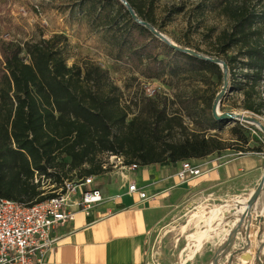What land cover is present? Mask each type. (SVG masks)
I'll use <instances>...</instances> for the list:
<instances>
[{
    "label": "trees",
    "instance_id": "trees-1",
    "mask_svg": "<svg viewBox=\"0 0 264 264\" xmlns=\"http://www.w3.org/2000/svg\"><path fill=\"white\" fill-rule=\"evenodd\" d=\"M86 1L90 29L109 34L106 40L119 60L146 78L184 88L159 99L157 93H135L124 101L108 71L95 61L68 64L64 33L1 42L0 198L39 202L65 179L105 172L103 155L108 154L145 166L201 159L226 149L260 151L261 145L250 146L253 125L218 118L213 105L226 75V89L237 98L231 108L264 116V0L198 4L199 16L208 10L224 19L221 29L211 27L201 36L204 49L187 38L174 43L159 38L120 0ZM125 1L137 19L156 30L185 10L171 6L158 20L157 0ZM226 125L229 139L211 133ZM50 184L54 188L44 187Z\"/></svg>",
    "mask_w": 264,
    "mask_h": 264
},
{
    "label": "rangeland",
    "instance_id": "rangeland-1",
    "mask_svg": "<svg viewBox=\"0 0 264 264\" xmlns=\"http://www.w3.org/2000/svg\"><path fill=\"white\" fill-rule=\"evenodd\" d=\"M202 1L206 0H157L158 20L164 16L169 7L185 6L184 12L172 15L165 27L157 31L172 43L174 39L187 38L192 45L206 48L201 36L207 34L211 27L221 29L224 26V19L208 10L199 16L195 8ZM88 5L89 2L86 0H0V43L37 40L41 36L47 38L56 32L64 31L70 44L71 57L68 64L80 63L83 58L95 61L108 71L112 82L122 91L124 101H129L135 93L139 96L144 92L147 93L148 88L156 90L157 99L163 97L164 92L170 96L175 90L184 88L182 84L178 88L172 86L171 80L162 82L142 76L132 69L128 61L116 57L115 49L110 47L106 40L109 35L107 32L101 29L92 34L86 32L90 28L85 11ZM230 94L229 89H226L225 96L221 97L224 98L225 103L219 104L218 111L247 117V123L255 127L251 128L253 139L250 140V146L261 145L260 151L235 152L226 149L217 155L226 153L233 157L255 156L264 167V133L259 128V125L264 123V116L254 115L241 108H231L232 102L237 98ZM228 126H224L221 131L214 130L211 133L217 134L222 139H229ZM105 159L109 164L115 163L113 157L109 155H103V160ZM225 162L227 161L224 160L223 163ZM202 165L204 173L206 170ZM110 167L111 165L109 169L116 172L121 171L119 168ZM262 172L263 177L264 170ZM130 174L132 176L133 172ZM95 178L100 188L105 189V178L101 175H96ZM46 181L49 183L48 179ZM51 185L44 187L51 188ZM256 188L257 184H254L252 189L255 191ZM217 191V194L222 192L218 189L202 188L198 194H189L166 206L162 220L152 228L146 242L148 264H180L181 260L183 264H209L210 261L213 264H264V216L261 214L264 209V184L245 215L234 213L237 206H224L228 200L244 198L251 193L250 191L226 192L223 197L216 195ZM215 206L222 209L216 217L209 219L212 223L210 226L207 221ZM204 230L206 233L212 230L214 233L206 237L212 238L206 241L196 254H190L192 248L187 247L188 235L196 231L203 234Z\"/></svg>",
    "mask_w": 264,
    "mask_h": 264
},
{
    "label": "crops",
    "instance_id": "crops-1",
    "mask_svg": "<svg viewBox=\"0 0 264 264\" xmlns=\"http://www.w3.org/2000/svg\"><path fill=\"white\" fill-rule=\"evenodd\" d=\"M86 32L92 34L94 30L89 28ZM224 160L227 162L223 163ZM193 163L203 164L206 171L185 182L177 177L181 162L139 166L136 170L124 171L123 175L112 169L99 174L105 178V189L100 188L96 178L94 182L102 192L103 201L89 215L78 212L58 232V240L48 254L51 264H148L149 233L162 220L170 202L196 195L202 188L221 190L220 194L216 192L220 197L226 192H251L264 170L259 159L250 155L233 157L213 153ZM130 182H135L147 197L141 199L137 194L128 193ZM209 239H204L197 251L190 254L200 251Z\"/></svg>",
    "mask_w": 264,
    "mask_h": 264
},
{
    "label": "built area",
    "instance_id": "built-area-1",
    "mask_svg": "<svg viewBox=\"0 0 264 264\" xmlns=\"http://www.w3.org/2000/svg\"><path fill=\"white\" fill-rule=\"evenodd\" d=\"M146 91L147 96L156 93L151 88ZM108 155L115 163L109 164L105 159L103 167L107 170L111 165L110 168H119L123 175L124 171L139 168L136 163L126 164L122 156ZM202 173L201 164L184 160L177 177L185 182ZM94 180L95 176L89 175L65 179L56 188L52 184L54 189L48 192L53 195L31 205L0 198V264H51L48 254L58 240V232L72 222L78 212L89 215L103 201ZM37 181L38 176H35ZM127 191L141 199L147 197L135 182L128 183Z\"/></svg>",
    "mask_w": 264,
    "mask_h": 264
},
{
    "label": "bare ground",
    "instance_id": "bare-ground-1",
    "mask_svg": "<svg viewBox=\"0 0 264 264\" xmlns=\"http://www.w3.org/2000/svg\"><path fill=\"white\" fill-rule=\"evenodd\" d=\"M261 182H262V186H263V184H264V176L262 177ZM255 193H256V190L255 191L253 190V192H251L249 195H247L244 198H233L231 200H228L227 204L224 207H236L237 206V208L235 209L234 213H239V214L245 215L247 210H248V208H249V206H250L249 205V200L254 196ZM221 209L222 208H220L219 206H215L211 210V215L209 216L208 221H207L208 225H210V226L212 225V223L210 222L209 219H211L213 216L216 217V215L218 213H220ZM261 214H263V216H264V209L261 212ZM206 230H207V228H206ZM206 230L203 231L204 232L203 234H200L199 231H196L195 233L188 235L187 247H189V248L191 247L192 248L191 249V253L197 251V249L200 247L201 242L204 239H206V237H208V236L212 235V233H214L212 230H210L209 232L206 233ZM231 232H233V231H231ZM180 264H183V260L180 261Z\"/></svg>",
    "mask_w": 264,
    "mask_h": 264
},
{
    "label": "water",
    "instance_id": "water-1",
    "mask_svg": "<svg viewBox=\"0 0 264 264\" xmlns=\"http://www.w3.org/2000/svg\"><path fill=\"white\" fill-rule=\"evenodd\" d=\"M124 5H126L127 6V8H128V10H129V12L131 13V15L133 16V17H135V19H136V21H138L140 24H142L143 26H145V27H148L151 31H153L159 38H161V39H163V40H165V41H167V42H170V41H168L160 32H158L156 29H154L152 26H150L147 22H144V21H142V20H140V19H137L136 18V16H135V14H134V12H133V10L127 5V3H126V1L125 0H120ZM170 43H172V42H170ZM188 51V50H187ZM200 56H202V55H200ZM203 57H205V58H209V57H207V56H203ZM210 60H212V61H214V62H216V63H219L220 65H222L224 68H225V65H224V63L222 62V61H219V60H217V59H215V58H210ZM226 86H227V76L225 75L224 76V83H223V86H222V89L220 90V92L218 93V95H217V97H216V100H215V103H214V105H213V110H214V113L216 114V116L218 117V118H225V119H234V120H240V121H245V122H247V120H248V118L247 117H245L244 115H239V114H236V113H231V112H224V113H220L219 111H218V107H219V104H220V100H221V97L224 95V92H225V90H226ZM259 128L263 131V133H264V126L262 125V124H260L259 125ZM261 189H262V182L261 183H259L258 185H257V188H256V193L254 194V196L249 200V205L251 206L252 205V203H254V200H255V198L257 197V195H258V193L261 191ZM249 206V207H250ZM249 210V209H248ZM234 233V232H233ZM232 233V234H233ZM231 238H232V236H231Z\"/></svg>",
    "mask_w": 264,
    "mask_h": 264
}]
</instances>
